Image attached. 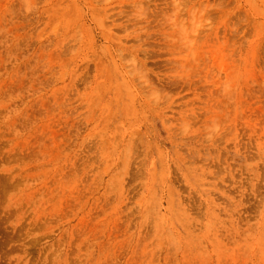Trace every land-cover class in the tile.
<instances>
[{
	"label": "rangeland",
	"instance_id": "1",
	"mask_svg": "<svg viewBox=\"0 0 264 264\" xmlns=\"http://www.w3.org/2000/svg\"><path fill=\"white\" fill-rule=\"evenodd\" d=\"M0 264H264V0H0Z\"/></svg>",
	"mask_w": 264,
	"mask_h": 264
}]
</instances>
